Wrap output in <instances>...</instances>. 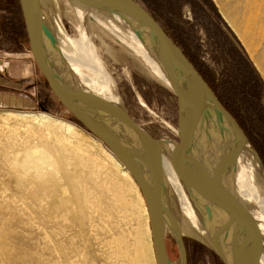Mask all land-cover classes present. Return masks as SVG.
<instances>
[{"label":"bare ground","instance_id":"6f19581e","mask_svg":"<svg viewBox=\"0 0 264 264\" xmlns=\"http://www.w3.org/2000/svg\"><path fill=\"white\" fill-rule=\"evenodd\" d=\"M80 1L90 13L97 11L91 0ZM239 4L240 0H234L235 6ZM30 12L32 50L55 71H50L54 88L97 137L117 140L111 117L93 100L88 80L71 65L68 54L58 49L52 27L36 9L30 7ZM252 19V14L247 15L241 24L244 31ZM99 20L149 65L159 60L160 49L154 42L139 43L137 38L145 34L139 25L111 9L100 12ZM246 43L252 50V40ZM170 65L167 58L165 66L156 68L169 82ZM256 66L264 74V61L256 60ZM186 87L195 93L199 107L212 108L197 87L189 82ZM170 137L205 159L196 162L218 204L214 233L226 257L233 264H264V203H255L254 188L235 175L236 152L230 144L237 138L231 125L212 114L187 110ZM175 168L178 212L184 220L200 225L206 199L190 185L178 161ZM22 212L29 214L27 223L33 233L40 220L50 228L57 221L68 223V264H156L143 195L110 149L74 124L49 114L0 110V264H22L10 253L7 241L18 226L11 219Z\"/></svg>","mask_w":264,"mask_h":264},{"label":"water","instance_id":"95a60500","mask_svg":"<svg viewBox=\"0 0 264 264\" xmlns=\"http://www.w3.org/2000/svg\"><path fill=\"white\" fill-rule=\"evenodd\" d=\"M95 1L144 29V36L148 34L160 49V59L156 62L158 69L159 66H165L167 58L170 59L171 81L163 78L162 80L171 88L177 101V119L173 127L184 121L187 110L212 114L214 119L229 123L237 140L228 144L240 150L264 184V165L242 128L182 50L144 6L137 0H91L94 6ZM17 2L25 23L28 47L32 48L30 7H33L52 27L58 49H63L68 54L67 59L71 65L77 67L81 76L88 80L93 100H97L111 117L119 135L114 141L97 137L82 118L63 101L58 91L53 89L59 100L109 147L139 187L149 214L156 264H185L181 235L183 226L196 234L222 264H233L226 257L214 233L218 204L196 162L205 159L195 155L185 143L170 137V133L160 136L155 131L145 110L129 92L116 68L114 58L95 33L94 23L103 25L101 21L94 18L80 0ZM137 39L141 45L142 40L146 41L143 36ZM188 82L204 94L212 108L199 107L201 103L195 99V93L186 87ZM177 161L181 164L190 185L197 187L206 199L207 207L200 225L184 220L178 212V173L175 168ZM212 178L220 180L215 176ZM252 200L255 203H264V193L262 196L254 193Z\"/></svg>","mask_w":264,"mask_h":264},{"label":"rangeland","instance_id":"374dc122","mask_svg":"<svg viewBox=\"0 0 264 264\" xmlns=\"http://www.w3.org/2000/svg\"><path fill=\"white\" fill-rule=\"evenodd\" d=\"M137 1L157 16L162 25L169 21L184 29L189 42L200 47V60L205 64L215 70L224 69L240 84L253 83V77L258 76L262 81V91L254 99L255 112L263 115L264 74L259 72L256 60L264 61V0H240L239 6L234 5V0H210L213 10L203 0ZM95 4L97 11L92 15L99 19L100 12L109 9L99 1H95ZM249 14L253 15V19L244 31L241 24ZM119 17L124 19L121 15ZM24 24L17 0H0V87L5 89L0 90V110L46 113L72 123L98 139L54 93L50 71H55L42 56L28 47ZM94 30L114 58L129 92L145 110L155 131L160 136L169 134L177 119V101L171 88L156 73L157 63L149 65L103 25L94 23ZM127 33L132 36L131 32ZM143 37L146 39L142 40L143 44L148 46V40L153 42L148 34ZM225 37L244 54L252 69L239 67L226 45ZM247 39L253 42L252 50H249L250 47L248 49ZM220 55L224 62L218 64L214 59ZM70 108L78 114L76 108ZM100 142L109 149L103 141ZM234 150L235 175L253 187L258 196H262L263 182L240 150L236 147ZM11 220L12 225L18 226L8 236V248L10 253L20 258L22 264H68L70 239L66 221H57L50 228L40 220L38 230L33 233L27 223L28 213H16ZM126 227L122 226L124 229ZM181 235L185 264H222L190 229L183 226Z\"/></svg>","mask_w":264,"mask_h":264},{"label":"trees","instance_id":"16d2710c","mask_svg":"<svg viewBox=\"0 0 264 264\" xmlns=\"http://www.w3.org/2000/svg\"><path fill=\"white\" fill-rule=\"evenodd\" d=\"M203 2L213 10V5L210 0H203ZM145 9L159 24L162 23L149 9ZM161 27L170 39L182 50L188 60L210 86L218 100L234 117L254 146L259 157L264 159V113L259 116V113L255 112L256 104L254 103V99L258 97L259 91H262L261 79L256 76L253 77V83L250 81L249 83L247 82V84H240L235 77L227 72L225 73L224 69L215 70L200 60V47L189 42L184 29L178 25L170 23L169 21H165V25L161 24ZM225 42L226 45L228 44V48L233 54V58L239 67L252 69L249 60L244 57V54L234 46L228 38L226 40V37ZM214 60L218 64L224 62L221 55ZM251 83L252 85H250ZM0 90L5 89L0 87Z\"/></svg>","mask_w":264,"mask_h":264},{"label":"flooded vegetation","instance_id":"af4514ba","mask_svg":"<svg viewBox=\"0 0 264 264\" xmlns=\"http://www.w3.org/2000/svg\"><path fill=\"white\" fill-rule=\"evenodd\" d=\"M262 162H263V164H264V159H262Z\"/></svg>","mask_w":264,"mask_h":264}]
</instances>
